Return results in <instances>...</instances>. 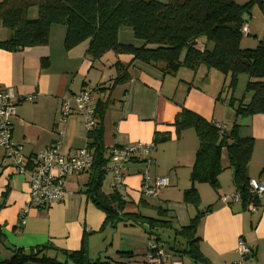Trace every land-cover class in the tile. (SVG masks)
<instances>
[{"label": "crops", "instance_id": "1", "mask_svg": "<svg viewBox=\"0 0 264 264\" xmlns=\"http://www.w3.org/2000/svg\"><path fill=\"white\" fill-rule=\"evenodd\" d=\"M37 17L38 9L31 8L28 18ZM65 35V26L54 25L45 46L16 52L0 49V88L12 89L18 97L36 95L34 102L18 105L13 123V141L23 146L25 158L53 146L58 141L56 127L64 131L59 146L62 155L72 156L88 146L90 139L83 115L74 113L65 124H60L62 98L86 89L94 91V106L97 101L110 102L103 122L106 151L134 143L152 144L158 134L169 135V140L156 146L152 165L148 166L143 159L129 163L122 185L115 190L107 187L111 175L105 177L103 192L117 191L126 206L121 213L122 221L103 231L105 213L87 193L91 171L68 179L63 203L49 210L32 208L24 215L30 201L29 179L12 167H0V264L11 262L19 251L27 256L38 253V259H56L63 263L66 259L63 252L78 251L83 245L92 261L149 264L145 256L154 236L146 231L147 224L126 223L125 214L171 222L172 229H154V233L160 236L158 243L162 247L166 249V242L170 244L166 250L173 257L154 264H196L182 253L186 241L175 238L174 234L175 230L188 227L199 213L204 214L197 229L200 250L211 264H237L241 260L240 242L251 252L243 264H264V197L257 203L256 211L222 201L223 197L231 198L237 193L234 173L224 152L219 190L197 184L201 205L184 203V192L191 188L190 176L200 143L194 129H186L177 136L173 126L183 108L208 122L219 123L225 131L238 125L241 138L254 140L248 176L250 180H264V114L239 117L236 114L241 101L247 104L251 100V95L244 93L246 87L241 90L251 78L240 75L238 86L231 92L227 88L230 78L206 66L195 71L183 67L175 75H164L163 64L136 62L128 70L130 79L112 87L118 76L116 64L125 67L131 63L132 56L108 52L100 60L92 61L88 56L89 41L67 51ZM9 36L8 31L0 41ZM119 41L142 44L125 28L119 33ZM231 99L235 100L233 107L229 105ZM146 170L152 177L169 179V186L157 197L142 195ZM165 234L167 241H164ZM23 264L44 263L29 260Z\"/></svg>", "mask_w": 264, "mask_h": 264}, {"label": "trees", "instance_id": "2", "mask_svg": "<svg viewBox=\"0 0 264 264\" xmlns=\"http://www.w3.org/2000/svg\"><path fill=\"white\" fill-rule=\"evenodd\" d=\"M254 5H259L264 15V0H252L244 6L232 0H168L166 3L157 0H0V24L10 33L7 40L0 41V49L16 52L45 46L52 26L63 25L66 27L64 47L67 51L89 41L88 56L92 61L100 60L108 52L132 56L129 65L116 64L118 76L112 87L130 79L128 70L136 62L153 66L163 64L164 75H175L183 67L195 71L206 66L230 77L231 86L236 84L239 75L246 74L251 78L246 86L251 100L247 104L241 101L236 114L238 117L254 116L264 114V36L257 49H241L242 28L247 24L244 17ZM32 7L38 9L37 19L28 18ZM124 28L131 30L142 44L121 43L119 33ZM202 38L206 44L199 49L198 42ZM209 43L213 44L212 49H208ZM234 104L235 100L231 99L229 105L233 107ZM109 107V101H97L98 127L88 134L94 164L87 193L105 213L102 231L122 221L121 213L126 206L117 191L105 194L102 190L103 167L107 164L103 122ZM173 126L177 136L186 129H194L200 143L191 171V188L184 192V203L195 207L201 205L197 184L219 190L225 152L241 205L244 209L250 204L257 205L259 199L250 193L248 176L254 150L252 138H241L238 125L230 131L220 132L212 122L185 108L179 112ZM158 135L153 141L155 148L169 140V135ZM203 215L197 214L188 227L175 230L174 236L186 241L182 253L196 264H211L200 250L201 239L197 235ZM124 216L125 222L131 225L147 224L146 231L154 236L155 242L161 239L154 229H172L171 222L139 214ZM63 254L66 259L62 263L56 259H38V253L27 256L19 251L7 264H23L29 260L44 264H104L99 259L92 261L85 245L78 251Z\"/></svg>", "mask_w": 264, "mask_h": 264}, {"label": "built area", "instance_id": "3", "mask_svg": "<svg viewBox=\"0 0 264 264\" xmlns=\"http://www.w3.org/2000/svg\"><path fill=\"white\" fill-rule=\"evenodd\" d=\"M2 26L0 24V33ZM247 25L242 28V35L249 36ZM36 95L18 97L12 89L0 88V167H12L15 172L27 176L30 185V201L24 210V215L32 208L49 210L66 200V184L70 177L91 171L94 164L93 151L87 146L72 156L62 155L59 146L64 135L63 129L56 127L55 133L58 141L51 147L43 149L38 154L25 158L23 146L16 144L12 138L13 123L17 118V107L23 102H34ZM95 96L90 89L83 90L79 94H70L62 98L60 124H65L74 113L83 115L85 130L90 134L98 127L95 117ZM215 127L224 132V126L214 123ZM154 144L134 143L122 147H115L106 151L107 164L103 167L105 177L111 175L108 183L114 190L122 185L127 165L134 160H141L145 164H153ZM142 195L144 197H157L163 188L169 186L167 177H152L146 170L143 173ZM250 193L256 199L264 197V180L251 179L249 181ZM225 203L241 204L239 193L229 197H223ZM248 209L256 211V205L250 204ZM24 224V220H22ZM238 252L241 260L237 264H243L251 252L246 245L240 242ZM172 253L167 251L158 242L151 240L147 247L146 262L149 264L167 262Z\"/></svg>", "mask_w": 264, "mask_h": 264}, {"label": "rangeland", "instance_id": "4", "mask_svg": "<svg viewBox=\"0 0 264 264\" xmlns=\"http://www.w3.org/2000/svg\"><path fill=\"white\" fill-rule=\"evenodd\" d=\"M157 1H160L162 3H166L168 0H157ZM232 1L236 2L238 5L244 6V5H247L248 3H250L252 0H232ZM33 8H36V7H32V9ZM244 19H245L248 27L250 28V35L242 38L241 49H243V50H245V49H253V50L257 49L259 46L260 40L264 36V15H263V12H262L261 8L259 7V5H254L252 7V9L250 10V12L246 13ZM7 32H8L7 29H4L2 27V31L0 33V39L5 38ZM262 33H263V36H262ZM205 44H206L205 39H203V38L200 39L198 42L199 49H202L205 46ZM208 45H209L208 49L213 48V44L209 43ZM241 75H243V74H241ZM224 77H226V76H224ZM228 78H230V77H228ZM235 85L231 86V78H230L229 85L227 86V88L230 89L231 92H233L235 90V88L238 86V79H237ZM246 86H247V84H246ZM246 86L243 85V88H241V90H243L244 87H246ZM244 93H245V95L248 94L246 91V88H245ZM105 187H106V185H105ZM107 187L110 188L109 184L107 185ZM163 233H165V232H163ZM165 235H166L165 236V239H166L168 235L167 234H165ZM164 241H167V239ZM170 243L173 244V241L171 239H170ZM169 248H170V244L166 242V249H169ZM185 258H184V260H185Z\"/></svg>", "mask_w": 264, "mask_h": 264}]
</instances>
